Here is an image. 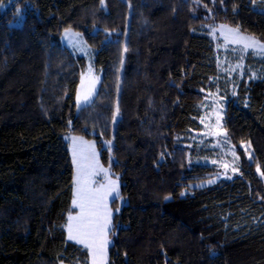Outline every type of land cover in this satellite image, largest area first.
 <instances>
[{"label":"trees","instance_id":"16d2710c","mask_svg":"<svg viewBox=\"0 0 264 264\" xmlns=\"http://www.w3.org/2000/svg\"><path fill=\"white\" fill-rule=\"evenodd\" d=\"M219 23L264 41V0H0V264H88L65 230L66 132L112 142L124 203L108 264H264V58L246 59L257 77L245 69L225 84L206 28ZM69 27L101 70L78 112L83 60L59 43ZM214 98L227 138L248 142L252 161L196 187L214 169L188 152L200 151Z\"/></svg>","mask_w":264,"mask_h":264},{"label":"rangeland","instance_id":"374dc122","mask_svg":"<svg viewBox=\"0 0 264 264\" xmlns=\"http://www.w3.org/2000/svg\"><path fill=\"white\" fill-rule=\"evenodd\" d=\"M207 34L214 42L216 51L217 68L222 73L220 76L224 83L233 79L234 75H243L245 69L252 78L258 76V70L254 67H248L247 58H264V41L255 35L240 31L236 26L219 23L217 25H208ZM229 29H238L239 36L251 37L257 44L252 47H244L248 41H241L237 35L230 32ZM59 43L69 49L77 57H81L83 65L79 74V81L75 92V111L78 112L83 106L90 103L98 89L101 79V70L97 69L94 63V50L86 42L81 31L71 27L64 28L59 36ZM247 64V65H246ZM119 86H121V77H119ZM231 87V84H230ZM87 96V101L84 97ZM213 105L207 110L202 118V133L196 138L200 151L194 150L188 152L190 164L208 165L214 170L208 172L209 176L199 181L192 182V186L203 187L214 184L220 180L231 179L241 172V159L252 161V148L248 142L232 143L226 136L222 127V109L224 103H220L217 98L212 99ZM211 106V104H209ZM117 117V115H116ZM71 158L73 167L72 187L73 196L71 210L68 213L65 230L67 238L69 236L68 225L70 217H76L80 214L81 209L73 204L76 199L77 181L79 186L85 190L86 195H102L103 203L106 204L110 212L109 223L106 231L107 244L105 245L103 264H108L109 247L111 244L110 231L112 229V217L116 210L124 203L119 197L120 180L111 169L113 162L112 142L110 139H101L100 147L97 146V139L88 138L81 134L66 132L63 135ZM105 150V161L101 159L102 150ZM256 173L261 177L259 167L255 168ZM117 199L116 205H112ZM73 225L76 221H71ZM75 234V229L74 233ZM105 237L101 235L100 240ZM69 240V239H68ZM84 247L83 244L77 243ZM87 253V263L93 264L92 252L84 247ZM67 264V263H59Z\"/></svg>","mask_w":264,"mask_h":264},{"label":"snow or ice","instance_id":"6c2138e0","mask_svg":"<svg viewBox=\"0 0 264 264\" xmlns=\"http://www.w3.org/2000/svg\"><path fill=\"white\" fill-rule=\"evenodd\" d=\"M237 35L241 41H248L244 47H252L257 42L251 37L239 36L238 29H229ZM260 47L264 48V45ZM88 97L85 96L84 100L87 101ZM76 199L73 204L81 209V212L76 217H70L68 225L69 240H75L77 243L83 244L88 248L93 255V264H103L104 261V248L107 244L106 229L109 223L110 212L107 210L106 204L103 203L104 196L102 195H86L85 190L79 186L77 181ZM71 221H76L73 225ZM75 229V234L74 233ZM103 235L105 238L100 240L99 237Z\"/></svg>","mask_w":264,"mask_h":264}]
</instances>
